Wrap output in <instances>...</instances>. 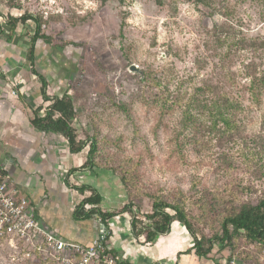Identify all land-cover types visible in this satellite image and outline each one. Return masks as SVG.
<instances>
[{
    "label": "rangeland",
    "instance_id": "rangeland-1",
    "mask_svg": "<svg viewBox=\"0 0 264 264\" xmlns=\"http://www.w3.org/2000/svg\"><path fill=\"white\" fill-rule=\"evenodd\" d=\"M10 18L16 32L0 39L1 85L14 95L24 81L25 102L49 105L27 60L39 21L35 70L50 98H71L86 143L84 163L69 172L92 173L84 178L104 196L103 210L129 208L138 230L150 226L156 200L189 217L192 235L174 223L150 244L131 238L129 213L117 217L108 243L128 250L124 264L144 253L153 264H264V248L243 233L233 248L214 241L207 259L192 254L193 237L208 249L228 214L264 201V0H0L6 32ZM216 99H230L233 129L213 126ZM188 100L197 101V119L187 123ZM92 139L97 150L86 163ZM0 264L55 263L26 258L5 236Z\"/></svg>",
    "mask_w": 264,
    "mask_h": 264
},
{
    "label": "crops",
    "instance_id": "crops-1",
    "mask_svg": "<svg viewBox=\"0 0 264 264\" xmlns=\"http://www.w3.org/2000/svg\"><path fill=\"white\" fill-rule=\"evenodd\" d=\"M24 83L18 84L19 90L12 95L14 91L9 93L0 82V167H6L10 176L9 191L28 199L43 229L68 242L89 246L99 236L100 224L97 219L82 221L76 218V208L91 194H81L78 189L90 186L102 196V204H105V198L89 178H84L92 173L83 170L75 178L77 174L69 172V169L80 167L84 163L83 159H79L82 153L70 154L62 137L41 133L31 125L29 112L18 99L20 95L26 101ZM36 100L38 108L41 106L40 97ZM77 180L80 181V186H76ZM101 208L103 209L102 206ZM110 211L113 210L108 208L105 212L111 213ZM118 218L121 221V217ZM115 219L109 221L110 230L111 224L116 223ZM129 232L132 238L131 230ZM157 240L159 237L156 242ZM125 252L128 250L123 246L114 248V253L121 261ZM159 255L161 257V250ZM193 257L198 261L196 256ZM149 258L152 257L144 253L137 261L135 258H127L126 261L129 264H153Z\"/></svg>",
    "mask_w": 264,
    "mask_h": 264
},
{
    "label": "trees",
    "instance_id": "trees-1",
    "mask_svg": "<svg viewBox=\"0 0 264 264\" xmlns=\"http://www.w3.org/2000/svg\"><path fill=\"white\" fill-rule=\"evenodd\" d=\"M25 21L26 20H23V22ZM36 23L37 30L31 38L27 60L33 75H35L40 81L41 98L44 102L49 103V105L45 108L40 106L34 109L22 99V96L18 95V99L23 104L24 108L29 111L30 122L34 129L41 133L54 134L62 137L68 143L70 154L78 155L85 150L86 143L77 138V133L74 130L73 122L77 116L71 98L67 94H64L62 97L50 98L46 92L48 87L46 78L38 74L35 70L36 43L41 39L40 23L37 20ZM5 25L9 29L8 32L5 31L0 22V39L4 36L11 39L16 32V20L10 18ZM229 29H232V27H229ZM237 44L246 45L247 43L244 40V42L241 41ZM259 74L258 87L260 88L261 86L264 88V69L260 71ZM196 103L197 101L193 102L192 100H188V102L186 101L184 103V115L187 123L197 117L192 111L197 109ZM231 107L232 103L230 102V99L214 100L212 106L216 116H213V118H215L213 121L214 127L217 125V122H220L227 130L235 127V124H233L226 115L228 112L227 110ZM96 150L95 142L92 139L86 163L92 159ZM78 191L81 194H84L85 192L91 193L90 196L85 198L76 208L75 214L78 220L89 221L91 219H97L108 228L109 221L120 217V215L124 213H129L132 216L130 223L132 236L136 240L143 238L145 242L149 244L154 243L160 236L170 234L171 227L174 223L182 224L191 235L193 234L189 217L185 212L184 207L180 204H170L158 200L154 201L151 214L146 215V219L151 222L150 226H145V228L138 230L140 222L135 216V213L129 208L125 207L122 212L107 213L101 208L102 196L99 195L96 190L92 189L90 186H84L83 188H79ZM231 228L233 230H231ZM221 231L222 237H214L211 240V245L208 249L203 248L201 243L202 240L193 237L194 246L192 248V254L199 260L207 259L212 251L214 241L221 243V248L224 247L223 245L233 248V236L239 233H243L239 235H243L246 241L250 244H257L264 248V201L260 202L258 205H242L240 209L234 210L232 213L228 214L221 224ZM113 255L116 256L115 253H113Z\"/></svg>",
    "mask_w": 264,
    "mask_h": 264
},
{
    "label": "built area",
    "instance_id": "built-area-1",
    "mask_svg": "<svg viewBox=\"0 0 264 264\" xmlns=\"http://www.w3.org/2000/svg\"><path fill=\"white\" fill-rule=\"evenodd\" d=\"M10 176L6 167H0V238L11 237L21 246L26 258H43L55 264H124L114 256L108 243L111 230L100 220L99 236L89 246L63 240L43 229L24 196L11 194Z\"/></svg>",
    "mask_w": 264,
    "mask_h": 264
},
{
    "label": "water",
    "instance_id": "water-1",
    "mask_svg": "<svg viewBox=\"0 0 264 264\" xmlns=\"http://www.w3.org/2000/svg\"><path fill=\"white\" fill-rule=\"evenodd\" d=\"M130 71H132V72H138V69H137L135 66H132V67L130 68Z\"/></svg>",
    "mask_w": 264,
    "mask_h": 264
}]
</instances>
